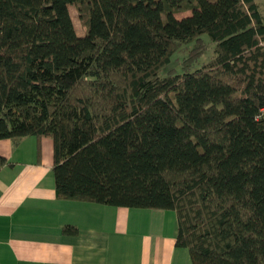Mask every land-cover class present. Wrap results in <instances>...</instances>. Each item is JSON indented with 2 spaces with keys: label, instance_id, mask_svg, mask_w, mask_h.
I'll return each instance as SVG.
<instances>
[{
  "label": "trees",
  "instance_id": "trees-1",
  "mask_svg": "<svg viewBox=\"0 0 264 264\" xmlns=\"http://www.w3.org/2000/svg\"><path fill=\"white\" fill-rule=\"evenodd\" d=\"M203 35L215 50L199 64ZM25 137L53 141L57 199L173 211L192 264H264L252 0H0V140Z\"/></svg>",
  "mask_w": 264,
  "mask_h": 264
},
{
  "label": "crops",
  "instance_id": "crops-1",
  "mask_svg": "<svg viewBox=\"0 0 264 264\" xmlns=\"http://www.w3.org/2000/svg\"><path fill=\"white\" fill-rule=\"evenodd\" d=\"M53 150L49 138L0 140V264H192L173 211L57 199Z\"/></svg>",
  "mask_w": 264,
  "mask_h": 264
},
{
  "label": "rangeland",
  "instance_id": "rangeland-1",
  "mask_svg": "<svg viewBox=\"0 0 264 264\" xmlns=\"http://www.w3.org/2000/svg\"><path fill=\"white\" fill-rule=\"evenodd\" d=\"M253 3L257 6L258 12L260 13L263 23H264V0H252ZM69 13L71 20L73 22L77 36H84L86 33V28L78 17L77 9L74 6L69 7ZM191 15V12H185L181 14H176V19H183ZM202 42L207 47L206 52L203 54L199 60V64L207 62L214 55V44L209 40L206 35L201 37ZM195 41H189L182 45V47L173 55L171 59V64L169 68L179 71V65L184 58H186L189 52L193 49Z\"/></svg>",
  "mask_w": 264,
  "mask_h": 264
}]
</instances>
